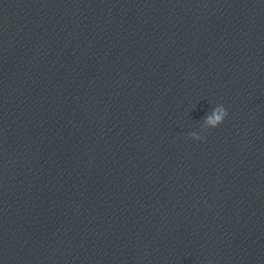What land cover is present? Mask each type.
<instances>
[{"label":"clouds","instance_id":"obj_1","mask_svg":"<svg viewBox=\"0 0 264 264\" xmlns=\"http://www.w3.org/2000/svg\"><path fill=\"white\" fill-rule=\"evenodd\" d=\"M227 115L228 112L226 111L223 105L216 106L211 110L210 113H208L204 117L202 128L204 129L216 128L224 121ZM188 137L196 141H199L202 138L201 135L196 132L189 133Z\"/></svg>","mask_w":264,"mask_h":264}]
</instances>
